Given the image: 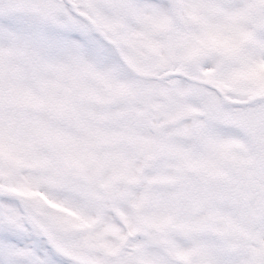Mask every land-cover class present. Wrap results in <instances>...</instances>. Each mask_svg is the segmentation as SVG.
Segmentation results:
<instances>
[{"label":"snow or ice","instance_id":"1","mask_svg":"<svg viewBox=\"0 0 264 264\" xmlns=\"http://www.w3.org/2000/svg\"><path fill=\"white\" fill-rule=\"evenodd\" d=\"M0 264H264V0H0Z\"/></svg>","mask_w":264,"mask_h":264}]
</instances>
